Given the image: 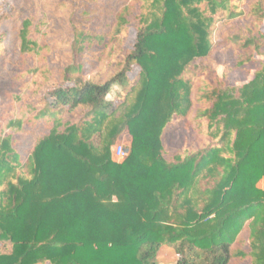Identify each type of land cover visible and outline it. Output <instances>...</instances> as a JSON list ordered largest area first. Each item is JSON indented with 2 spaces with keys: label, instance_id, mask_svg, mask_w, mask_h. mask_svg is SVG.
I'll list each match as a JSON object with an SVG mask.
<instances>
[{
  "label": "trees",
  "instance_id": "obj_1",
  "mask_svg": "<svg viewBox=\"0 0 264 264\" xmlns=\"http://www.w3.org/2000/svg\"><path fill=\"white\" fill-rule=\"evenodd\" d=\"M239 3L152 0L122 70L103 82L78 76L81 64L64 70L73 83L49 90L53 102L34 118L52 128L24 162L10 137L0 138V264H157L163 248L175 264H264V65L237 89L200 93L204 146L175 161L162 153L164 127L193 104L192 62L211 53L218 22L244 15ZM249 14L263 22L264 0ZM30 25L18 32L21 53L36 47ZM246 31L234 39L260 52L264 35ZM92 38L75 33V52ZM132 62L139 72L129 78ZM115 83L129 85L119 105L106 99ZM75 110L80 121L60 129L58 114ZM124 130L131 140L118 161L112 146ZM245 226L250 251L233 250Z\"/></svg>",
  "mask_w": 264,
  "mask_h": 264
},
{
  "label": "rangeland",
  "instance_id": "obj_2",
  "mask_svg": "<svg viewBox=\"0 0 264 264\" xmlns=\"http://www.w3.org/2000/svg\"><path fill=\"white\" fill-rule=\"evenodd\" d=\"M254 1L240 0L239 7L244 15L218 22L212 31L214 47L211 53L192 62L186 78L193 81V104L186 116H174L162 131V153L166 160L175 161V155L204 146L205 138L197 128L199 120H195L201 106L197 100L201 92L209 86L237 89L252 80L264 65V37L260 38V52H255L253 47L243 48L244 42L234 39L237 34H246L247 28H254V34L264 35V21L258 23L249 14ZM151 2L0 0V138L10 137L22 162L38 138L52 128L53 120L34 118L37 110L53 102L49 90L73 83L64 76V70L69 65L81 64L83 69L78 76L94 82H103L122 70L136 43L140 18L149 12ZM119 17L124 18V31L117 34ZM25 19L31 22L28 38L36 43V47L21 53L18 32ZM77 32L93 37L80 53L73 49ZM138 72L139 67L132 62L127 73L129 78ZM128 88L129 85L123 88L115 83L106 99L119 105ZM82 115L80 110L61 111L58 114L60 129L67 123L79 122ZM130 140V135L124 130L112 146V153L118 144L128 150ZM259 186L264 188V177ZM249 242V230L245 226L232 249L248 252ZM175 261L176 256L170 248H163L158 254L157 264H175ZM229 264H250V259L237 257Z\"/></svg>",
  "mask_w": 264,
  "mask_h": 264
},
{
  "label": "built area",
  "instance_id": "obj_3",
  "mask_svg": "<svg viewBox=\"0 0 264 264\" xmlns=\"http://www.w3.org/2000/svg\"><path fill=\"white\" fill-rule=\"evenodd\" d=\"M128 154V150L123 147L122 145L118 144L115 148V158L116 160L120 161L124 159Z\"/></svg>",
  "mask_w": 264,
  "mask_h": 264
}]
</instances>
